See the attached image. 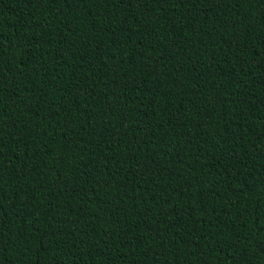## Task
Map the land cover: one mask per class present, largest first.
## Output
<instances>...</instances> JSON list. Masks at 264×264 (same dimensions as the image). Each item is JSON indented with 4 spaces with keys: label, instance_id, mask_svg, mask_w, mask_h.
Returning a JSON list of instances; mask_svg holds the SVG:
<instances>
[{
    "label": "trees",
    "instance_id": "trees-1",
    "mask_svg": "<svg viewBox=\"0 0 264 264\" xmlns=\"http://www.w3.org/2000/svg\"><path fill=\"white\" fill-rule=\"evenodd\" d=\"M0 264H264V0H0Z\"/></svg>",
    "mask_w": 264,
    "mask_h": 264
}]
</instances>
